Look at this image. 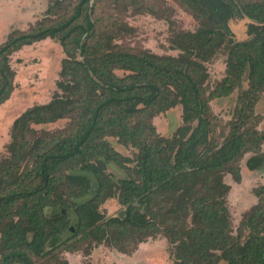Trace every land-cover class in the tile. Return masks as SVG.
I'll return each mask as SVG.
<instances>
[{
    "label": "trees",
    "instance_id": "trees-1",
    "mask_svg": "<svg viewBox=\"0 0 264 264\" xmlns=\"http://www.w3.org/2000/svg\"><path fill=\"white\" fill-rule=\"evenodd\" d=\"M178 1L200 20V27L175 36L181 50L177 57L118 48L109 31L123 28L117 18L108 21L98 13L100 0L92 5L79 0L54 20L48 15L62 5L55 0L45 21L14 31L0 45V105L14 91L10 58L15 51L51 38L67 55L60 84L65 96L17 118L10 158L0 164V264H67L58 251H76L84 242L106 243L130 254L157 236L167 238L176 264H264V199L245 215L235 236L231 187L224 180L231 174L241 181L240 163L248 153L249 170L264 163V134L254 112L264 92V0ZM132 2L140 11L157 12L142 0ZM116 3L126 7L125 0ZM235 17L254 21L249 41L229 38V21ZM224 44L227 76L210 95L231 94L245 77L249 88L220 143L205 64ZM117 69L130 74L120 77ZM177 105L183 125L171 138L158 135L152 118ZM64 119L71 121L66 130L35 131V126ZM110 138L136 149L135 158L115 150ZM110 164L128 176L115 179ZM111 198L124 210L105 217L99 209ZM58 209L59 214L71 210L77 220L75 232L62 241L71 223L69 216L54 214Z\"/></svg>",
    "mask_w": 264,
    "mask_h": 264
},
{
    "label": "rangeland",
    "instance_id": "rangeland-1",
    "mask_svg": "<svg viewBox=\"0 0 264 264\" xmlns=\"http://www.w3.org/2000/svg\"><path fill=\"white\" fill-rule=\"evenodd\" d=\"M61 8H56L49 18L54 20L68 14L79 0H61ZM124 1V0H117ZM126 7L116 3V0H91L97 4L98 13L109 19L117 18L123 30H111L114 33V45L118 48L138 53L150 51L159 56L177 57L181 50L176 48L175 36L181 33H192L199 29L200 20L186 9L178 0H142L145 6H152L156 13L140 11L138 5L125 0ZM243 1V0H238ZM249 1V0H246ZM257 1V0H255ZM55 0H0V45L4 43L14 31L24 32L35 27L40 21L46 20V12ZM253 20L245 17H235L229 21L231 34L229 38L234 43L246 42L252 38L254 30ZM117 29L119 27H116ZM228 47L226 44L217 49L215 55L205 64L209 78L206 83L208 95L216 90L227 76ZM67 57L65 50L58 40L47 38L31 45L23 46L15 51L10 58V68L14 74L15 87L8 101L0 105V164L10 158V148L13 143V126L19 116L27 109L47 105L56 98L64 97L65 90L60 84L62 61ZM115 73L124 77L130 72L117 69ZM249 88L245 77L242 87L231 94L222 97L210 95V109L218 124L215 137L221 143L228 135L230 124L239 116L243 107L241 96ZM182 107L177 105L152 118V123L158 135L171 138L183 125ZM255 123L259 131L264 134V92L258 95L254 108ZM71 121L64 119L53 124L35 126L38 133L57 132L68 129ZM115 150L125 157L134 159L138 152L134 148L120 144L117 138H110ZM264 157V144L261 147ZM251 153L246 154L241 165V181L238 182L231 174L224 178L231 189L228 194L229 211L233 224V235H240L242 220L254 206L264 199V163L256 170H249L247 160ZM135 165V162L130 164ZM108 172L115 179L127 177L128 174L115 164L108 166ZM86 200V198L80 201ZM100 212L105 217L119 215L124 207L118 199L111 198L100 206ZM63 215L69 216L71 224L69 231L62 234L60 241L69 238L74 232L77 220L72 211L62 210ZM58 215L60 209L53 211ZM50 213V211H49ZM52 214V212H51ZM59 214V215H62ZM77 242V241H75ZM74 242V243H75ZM80 243L78 250H60V258L67 264H176L174 249L164 236L149 238L137 245L130 254L123 253L106 243ZM44 263V262H43ZM219 264H227L220 261Z\"/></svg>",
    "mask_w": 264,
    "mask_h": 264
}]
</instances>
